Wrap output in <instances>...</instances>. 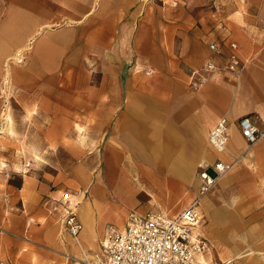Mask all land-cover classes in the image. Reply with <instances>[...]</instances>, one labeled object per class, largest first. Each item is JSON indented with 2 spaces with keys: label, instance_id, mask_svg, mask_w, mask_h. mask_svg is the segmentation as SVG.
Listing matches in <instances>:
<instances>
[{
  "label": "crops",
  "instance_id": "0c3cea01",
  "mask_svg": "<svg viewBox=\"0 0 264 264\" xmlns=\"http://www.w3.org/2000/svg\"><path fill=\"white\" fill-rule=\"evenodd\" d=\"M107 1L111 0H101L100 9ZM220 1L226 6L215 10L212 5ZM187 5L182 10L170 9L169 24L162 25L160 31L161 26H154L156 34L148 40L151 55L146 60L152 74L143 77L146 84L136 92L129 89L125 110L111 130L103 131L107 128L105 124H86V134L92 129L102 130L96 145L106 143V171L104 175L101 170L91 173L96 165V156L91 154L86 168L74 174L78 179L69 189L73 202L79 203L76 214L82 224L76 239L63 232L50 212L46 199L56 198L60 192L51 189L44 178V182L37 183L24 176L14 210H11L15 213L18 208L21 213L14 215V223L9 225L18 240L15 242L17 250L22 249L20 253L26 255L31 264H83L86 252L100 250L108 225L115 223L122 229L131 211L124 206L123 198L121 204L115 201L110 185L118 187L127 198L134 193L141 194L139 189L146 186L159 192L184 193L189 189L196 192L199 187L197 171L201 165L218 159L230 162L234 157L240 159L229 175L217 181L200 202L204 217L201 230L211 244L208 251L214 256V260L207 256L205 259L212 264L230 261L264 264V219L255 211L264 195V180L257 184L258 196L247 201L242 199L238 185L248 177L264 178V0H189ZM58 10L65 11L62 16H85L86 0H18L6 20L16 29L4 27L0 48L11 54L10 49H6L7 44L23 26L21 17L58 16ZM117 11L121 14L122 6L115 7ZM35 23L32 32L39 26ZM99 33H104L102 38L106 41V29L100 28ZM21 40L18 37L15 42L22 43ZM229 42L238 45L237 55L244 66L240 74L219 70L208 75L199 87H194L197 76L193 73L200 71L206 59L214 56L209 45H220L222 56L216 60L222 67ZM33 43L27 67H15L12 73L14 82L19 83L22 90L34 94L32 100L37 97L36 82L52 80L53 74L60 70L61 61L60 54L53 52L52 39L42 42L33 38ZM66 45L63 42L60 47L57 45L62 55L68 48ZM82 47L86 49V40ZM83 54L72 55V64L79 66L78 72L85 66L80 57ZM111 55L115 60L110 62V68L114 69L120 86L127 88L128 58L123 57V62L116 52ZM120 107L116 103L113 110L117 112ZM3 116L11 119L8 134L15 135L10 110L2 113L1 118ZM223 116L230 122V131L227 150L220 157L221 154L211 149L208 134ZM244 116H250L263 133L261 140L251 147L241 137L237 126ZM75 127L80 132L84 126L75 124ZM45 140L51 149L56 142L71 147L63 130L46 133ZM89 143L86 137V144ZM157 186L159 188L155 189ZM229 189L236 192L235 196L223 198V193ZM159 207L166 209L168 206L163 202ZM33 257L37 260L33 261Z\"/></svg>",
  "mask_w": 264,
  "mask_h": 264
},
{
  "label": "rangeland",
  "instance_id": "374dc122",
  "mask_svg": "<svg viewBox=\"0 0 264 264\" xmlns=\"http://www.w3.org/2000/svg\"><path fill=\"white\" fill-rule=\"evenodd\" d=\"M188 1L111 0L100 9L101 0H86L85 16H62L61 13L65 11L58 10L60 14L58 16L21 17L23 26L17 29L7 44L6 49H10L11 54L4 53L5 50L0 48L2 54H0V162L5 164V166L0 164V264H31L29 258L20 253L22 249L17 250L15 242L18 243V240L13 236L15 233L9 225L11 222L14 223L15 216L21 213L18 208L15 213L11 210H14L12 208L15 207L16 194L24 176L33 178L37 183L45 180L52 186L51 189L60 193L71 191L69 188L78 179L74 174L80 168H86L91 154L96 156V165L91 173L101 170L102 174H105L106 143L96 145L102 130L92 129L86 134V124L92 126L105 124L107 128L103 131L111 130L110 127L125 110L126 98L127 96L130 98V91L136 92L141 85L145 86L146 79L143 77L152 74V71L147 69L146 60L151 55L148 40L149 38L152 40L156 34L154 26H161L159 31L162 25L166 27L165 25L169 24L168 11L182 10L189 6ZM17 3L18 0H0V37L4 27L16 29L6 20L12 12L13 5L17 6ZM118 6H122L121 14L115 12V7ZM212 6L217 10L226 4L220 1ZM34 23L39 25L36 32L31 31ZM100 28L106 29V41L102 38L104 33H99ZM18 37L22 38V43L15 42ZM33 38L42 42L52 39L55 47L53 52L60 54L61 61L60 70L53 74L52 80L43 79L36 82L37 97L32 100L34 94L30 95L26 90H22L20 84L14 82L12 73L15 67L24 69L27 67L32 52L30 47L34 44ZM84 40L86 49L82 47ZM61 42L67 43L68 46L63 55L59 48ZM45 50L46 48L43 49V53ZM82 52L84 54L80 57L85 66H81L83 71L78 72L79 66H74L71 60L73 53ZM114 52L119 54L122 61L123 57L128 58L127 88L120 86L115 78L114 69L110 68V62L115 60L111 57ZM20 61L22 63L19 64ZM119 65L117 63V66ZM116 103L121 106L117 112L113 110ZM8 109L15 135L8 134V126L3 124V117L1 118L2 113ZM75 124L84 127L79 132ZM62 130L70 140L71 147L68 148L60 142H56L52 149L48 147L45 134ZM86 137L90 139L89 144H86ZM263 180L261 177H248L247 182L241 180L238 185L242 199L247 201L248 198L258 196L257 184H261ZM110 188L114 191L112 192L115 201L121 204L123 198L124 206L129 207L131 212L145 213L150 210L166 212L169 216L179 214L198 194V190L192 192L189 189L184 193L175 190L159 192L146 186L139 189L142 191L141 194L134 193L131 198H127L118 187L115 189L110 185ZM158 188L157 186L155 189ZM223 194V198H232L236 192L229 189ZM163 202L168 206L166 209L159 207ZM263 204L264 195L255 209L262 219ZM12 227L14 228L13 225ZM202 233L204 234L203 229ZM207 241L211 249V244L208 239ZM33 248L37 250L36 247ZM207 254L208 259L214 260L213 254L209 251ZM36 260V257H33V261Z\"/></svg>",
  "mask_w": 264,
  "mask_h": 264
},
{
  "label": "built area",
  "instance_id": "2783aa9c",
  "mask_svg": "<svg viewBox=\"0 0 264 264\" xmlns=\"http://www.w3.org/2000/svg\"><path fill=\"white\" fill-rule=\"evenodd\" d=\"M208 49L214 56L207 58L202 69L193 73L197 76L193 82L194 87H199L208 75L219 70L240 74L244 66L237 55L238 45L235 42L228 43V53L222 67L216 60L222 56L220 45L213 43ZM237 125L241 137L248 145L252 146L261 140L263 133L250 116L240 118ZM229 128L230 122L223 116L209 131L208 143L214 152L222 153L226 150ZM231 167V161L221 159L201 165L197 172L199 187L196 198L175 216L159 211L131 212L122 229L113 224L108 225L100 250L86 252L84 264H212L205 259L209 243L201 230L204 218L199 209V201ZM72 196V192L66 190L58 197L51 198L49 203L50 212L61 224L63 232L76 239L82 224L76 214L79 203L73 202ZM220 264L234 263L230 261Z\"/></svg>",
  "mask_w": 264,
  "mask_h": 264
},
{
  "label": "bare ground",
  "instance_id": "6f19581e",
  "mask_svg": "<svg viewBox=\"0 0 264 264\" xmlns=\"http://www.w3.org/2000/svg\"><path fill=\"white\" fill-rule=\"evenodd\" d=\"M19 23H20V21H19ZM7 36H8V35H5L6 38H8ZM19 63H22V61H20ZM15 76H16V74H15ZM18 79H19V78H18ZM18 82H19V81H18ZM2 120H5V121L8 123V124H6V125L9 127V125H10L9 123H11V119H10L9 117H7V116H6V117L3 116V119H2ZM229 131H230V128H229ZM128 145H130V144L128 143ZM226 148H227V147H226ZM226 150H227V149H226ZM226 150H225L224 152H222V153H217V154H221V155H219V156L221 157V156L224 155L223 153H225ZM215 153H216V152H215ZM237 160H238L237 157H234V158L231 159L232 167H233V165L237 164ZM205 162H206V161H205ZM206 163H207V162H206ZM232 167H231V169H232ZM231 169H230V170H231ZM230 170H229L227 173H225L224 175L220 176V177L216 180V182L219 181V180H221V179H223V178H225L227 175H229ZM197 178H198V177H197ZM216 182H215V183H216ZM213 186H214V185H213ZM205 195H206V194H205ZM205 195H204V196H205ZM204 196H201V197H200V201H199V202H201V199H202ZM97 204H98V203H97ZM199 209H200V211H201L200 203H199ZM201 214H202V217H203V213H202V211H201ZM203 218H204V217H203ZM121 224H122V223H121ZM202 225H203V223H202ZM202 225H201V227H202ZM121 226H122V225H121ZM86 258H88V255H86Z\"/></svg>",
  "mask_w": 264,
  "mask_h": 264
}]
</instances>
